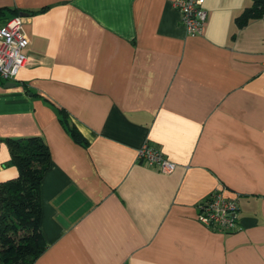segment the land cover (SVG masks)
I'll list each match as a JSON object with an SVG mask.
<instances>
[{"label":"crops","instance_id":"0c3cea01","mask_svg":"<svg viewBox=\"0 0 264 264\" xmlns=\"http://www.w3.org/2000/svg\"><path fill=\"white\" fill-rule=\"evenodd\" d=\"M174 1L0 0L30 40L0 77V182L18 176L8 138L51 152L33 264H264V14L239 28L253 0H206L189 35ZM145 144L175 170L142 163ZM220 186L229 233L197 219Z\"/></svg>","mask_w":264,"mask_h":264},{"label":"trees","instance_id":"16d2710c","mask_svg":"<svg viewBox=\"0 0 264 264\" xmlns=\"http://www.w3.org/2000/svg\"><path fill=\"white\" fill-rule=\"evenodd\" d=\"M264 14V0H253L235 18L239 28ZM75 140H86L75 129ZM10 163L18 176L0 182V264H33L46 249L47 242L40 228L42 216L41 185L50 166L51 152L41 136L8 138Z\"/></svg>","mask_w":264,"mask_h":264},{"label":"built area","instance_id":"2783aa9c","mask_svg":"<svg viewBox=\"0 0 264 264\" xmlns=\"http://www.w3.org/2000/svg\"><path fill=\"white\" fill-rule=\"evenodd\" d=\"M206 0H175L174 5L181 13L182 23L189 35L201 34L204 30L208 12L204 7ZM24 17L20 14L9 18L0 16V77L14 80L19 69L28 62L23 53L30 43L24 31ZM139 160L171 173L176 163L168 159L157 147L145 144L138 154ZM197 219L204 227L229 233L235 230L239 220V205L236 197L226 194L225 187H216L207 198L197 206Z\"/></svg>","mask_w":264,"mask_h":264},{"label":"water","instance_id":"95a60500","mask_svg":"<svg viewBox=\"0 0 264 264\" xmlns=\"http://www.w3.org/2000/svg\"><path fill=\"white\" fill-rule=\"evenodd\" d=\"M20 15H21V16H26L27 13L22 12Z\"/></svg>","mask_w":264,"mask_h":264}]
</instances>
